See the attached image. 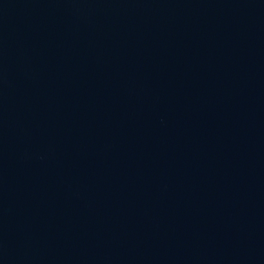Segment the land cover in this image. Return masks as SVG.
Instances as JSON below:
<instances>
[{
	"label": "water",
	"instance_id": "1",
	"mask_svg": "<svg viewBox=\"0 0 264 264\" xmlns=\"http://www.w3.org/2000/svg\"><path fill=\"white\" fill-rule=\"evenodd\" d=\"M0 264H264V0H0Z\"/></svg>",
	"mask_w": 264,
	"mask_h": 264
}]
</instances>
